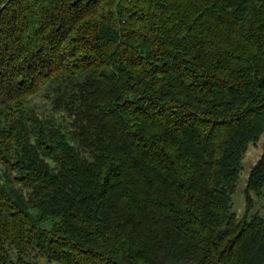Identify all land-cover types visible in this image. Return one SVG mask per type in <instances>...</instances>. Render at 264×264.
<instances>
[{
	"label": "trees",
	"instance_id": "trees-1",
	"mask_svg": "<svg viewBox=\"0 0 264 264\" xmlns=\"http://www.w3.org/2000/svg\"><path fill=\"white\" fill-rule=\"evenodd\" d=\"M263 134L264 0H0V264H264Z\"/></svg>",
	"mask_w": 264,
	"mask_h": 264
},
{
	"label": "rangeland",
	"instance_id": "rangeland-1",
	"mask_svg": "<svg viewBox=\"0 0 264 264\" xmlns=\"http://www.w3.org/2000/svg\"><path fill=\"white\" fill-rule=\"evenodd\" d=\"M30 105H42L43 107L47 108L50 100L47 98L44 89H40L35 95H33L29 100ZM264 152V134L261 138L255 142L251 143L247 149V152L244 155L242 161V169L240 172V176L238 179L236 190L232 196V206L231 210L237 214L239 218L243 217L246 212V188L248 185V180L250 176V172L253 167L257 164L260 160L262 154ZM252 199V206L250 210L249 216L252 214H259L261 217L264 218V189H263V196L258 197L254 192L251 193ZM42 263L44 264H59L56 262L48 263L45 258H40Z\"/></svg>",
	"mask_w": 264,
	"mask_h": 264
}]
</instances>
